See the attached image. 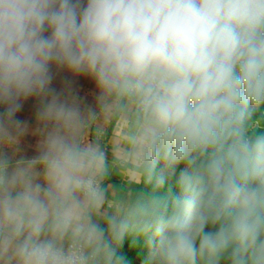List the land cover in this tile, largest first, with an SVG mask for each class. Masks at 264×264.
Returning <instances> with one entry per match:
<instances>
[{
	"label": "clouds",
	"instance_id": "clouds-1",
	"mask_svg": "<svg viewBox=\"0 0 264 264\" xmlns=\"http://www.w3.org/2000/svg\"><path fill=\"white\" fill-rule=\"evenodd\" d=\"M78 80L130 121L112 159ZM258 114L264 0H0V264H122L128 237L145 264H264Z\"/></svg>",
	"mask_w": 264,
	"mask_h": 264
},
{
	"label": "crops",
	"instance_id": "crops-1",
	"mask_svg": "<svg viewBox=\"0 0 264 264\" xmlns=\"http://www.w3.org/2000/svg\"><path fill=\"white\" fill-rule=\"evenodd\" d=\"M58 83V82H57ZM58 87H62L58 85ZM76 95L81 110L86 114L91 113L87 127L84 130L86 139H91L102 146L109 159H112L122 142L127 140L132 132L129 119L121 114L106 112L95 105V96L92 83L78 80L70 90ZM35 100L24 102L22 111L18 114L21 118L31 120L35 112ZM34 151V138L27 137L22 146L20 155H32ZM19 158V157H18ZM140 183L139 178L132 171H122L119 167L113 168L104 181V188L109 199L128 196L133 193L135 185Z\"/></svg>",
	"mask_w": 264,
	"mask_h": 264
},
{
	"label": "rangeland",
	"instance_id": "rangeland-1",
	"mask_svg": "<svg viewBox=\"0 0 264 264\" xmlns=\"http://www.w3.org/2000/svg\"><path fill=\"white\" fill-rule=\"evenodd\" d=\"M257 126H264V116L258 114ZM132 196L133 193L129 195V197ZM124 251L130 254L128 261L125 260L123 255ZM147 254L148 248L146 240L143 237H128L124 241L123 245L118 249V255L123 257L122 264H145Z\"/></svg>",
	"mask_w": 264,
	"mask_h": 264
},
{
	"label": "trees",
	"instance_id": "trees-1",
	"mask_svg": "<svg viewBox=\"0 0 264 264\" xmlns=\"http://www.w3.org/2000/svg\"><path fill=\"white\" fill-rule=\"evenodd\" d=\"M137 185H135V189L133 190V195L136 194V191H137V188H136ZM123 255L125 257V260L128 261L129 260V256L130 254L126 251L123 252Z\"/></svg>",
	"mask_w": 264,
	"mask_h": 264
}]
</instances>
